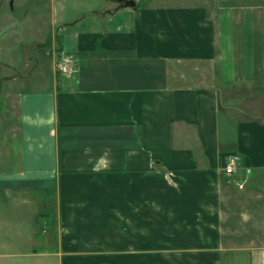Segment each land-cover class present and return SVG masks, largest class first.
<instances>
[{"label": "crops", "instance_id": "0c3cea01", "mask_svg": "<svg viewBox=\"0 0 264 264\" xmlns=\"http://www.w3.org/2000/svg\"><path fill=\"white\" fill-rule=\"evenodd\" d=\"M43 1L48 49L8 66L42 79L0 142V264H264V0Z\"/></svg>", "mask_w": 264, "mask_h": 264}, {"label": "rangeland", "instance_id": "374dc122", "mask_svg": "<svg viewBox=\"0 0 264 264\" xmlns=\"http://www.w3.org/2000/svg\"><path fill=\"white\" fill-rule=\"evenodd\" d=\"M96 1V0H95ZM94 0H55L57 3V9L62 10L60 14L64 13L65 17H74L83 11L86 8L96 7ZM98 1V0H97ZM112 1V0H111ZM149 0H136L133 5L144 7L146 6ZM158 5L172 4L178 5L182 3H187L190 0H156ZM197 2L198 0H192ZM120 4H107L111 10L125 5L129 6V2H122ZM200 2V1H198ZM131 5V6H133ZM105 5L104 9L107 7ZM48 9V4H45L43 0H0V142L7 143L12 141V135H14V128L16 125V115H17V102H16V88L20 87H34L38 86L40 83V77L35 74H30L28 68H24L22 72L28 77V79L18 80L16 84L12 82L11 77L15 75V72L10 69L13 63L16 66L21 64V54H28V58L25 60V64L28 65L30 62H33L35 59V53H39L40 49L46 47L48 49V37L46 34V23L44 19L36 16L40 12H46ZM27 15V16H26ZM77 17V16H76ZM70 18V19H71ZM64 22H52V25L55 26V30H58L59 27L63 25ZM81 22H77L79 24ZM87 23V22H84ZM55 24V25H54ZM108 27H110L108 25ZM59 35V34H58ZM46 36V37H45ZM56 40L58 36H55ZM54 37V39H55ZM40 39V40H39ZM50 45V43H49ZM25 54V55H26ZM17 56L16 62L12 60ZM36 56V55H35ZM37 57H39L37 55ZM9 63V64H8ZM43 68L48 66L47 61L44 60L41 62ZM57 63V61H56ZM8 66H10L8 68ZM21 66V65H20ZM18 68V67H17ZM23 68V67H22ZM19 67V69H22ZM35 68V67H34ZM18 69V70H19ZM38 69V68H37ZM36 70H34L35 72ZM16 77V76H15ZM24 81V82H23ZM26 83V84H25ZM250 112L254 111L249 110ZM257 112V111H254ZM223 117L220 116V120ZM191 145V144H189ZM16 144H0V169L5 168L4 157L7 159L10 158V152L12 157L15 155ZM231 146L229 145L225 148L226 151H230ZM9 154V155H8ZM12 162L10 163V167ZM9 167V168H10ZM47 217V216H46ZM45 217V218H46ZM0 233L4 235L6 233L5 229H0ZM10 233V232H8ZM17 246V245H16ZM22 249V248H21ZM5 251L3 248H0V252ZM93 264H96L95 259L104 258V255H94ZM92 263L88 261V263ZM51 263V262H50ZM99 263V262H98ZM104 264L103 262H100ZM99 263V264H100ZM53 264H58L57 261H53ZM63 264V260L61 262Z\"/></svg>", "mask_w": 264, "mask_h": 264}, {"label": "built area", "instance_id": "2783aa9c", "mask_svg": "<svg viewBox=\"0 0 264 264\" xmlns=\"http://www.w3.org/2000/svg\"><path fill=\"white\" fill-rule=\"evenodd\" d=\"M75 56L73 53H64L58 60L56 67L59 72L63 74H74L76 67L74 65ZM240 156L237 153H230L226 156L224 165L222 167L223 172L226 174L236 173L240 168Z\"/></svg>", "mask_w": 264, "mask_h": 264}, {"label": "trees", "instance_id": "16d2710c", "mask_svg": "<svg viewBox=\"0 0 264 264\" xmlns=\"http://www.w3.org/2000/svg\"><path fill=\"white\" fill-rule=\"evenodd\" d=\"M230 153H234V152H230ZM230 153H224V154H221V160H222V162L225 161L226 156H227L228 154H230Z\"/></svg>", "mask_w": 264, "mask_h": 264}, {"label": "flooded vegetation", "instance_id": "af4514ba", "mask_svg": "<svg viewBox=\"0 0 264 264\" xmlns=\"http://www.w3.org/2000/svg\"><path fill=\"white\" fill-rule=\"evenodd\" d=\"M122 1H124V2H129L130 4H133L134 1H136V0H122Z\"/></svg>", "mask_w": 264, "mask_h": 264}, {"label": "water", "instance_id": "95a60500", "mask_svg": "<svg viewBox=\"0 0 264 264\" xmlns=\"http://www.w3.org/2000/svg\"><path fill=\"white\" fill-rule=\"evenodd\" d=\"M130 5H133V4H130Z\"/></svg>", "mask_w": 264, "mask_h": 264}]
</instances>
